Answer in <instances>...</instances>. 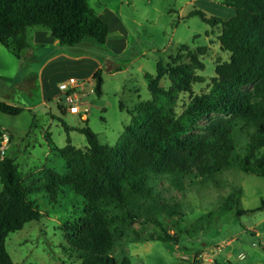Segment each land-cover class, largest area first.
<instances>
[{
    "label": "rangeland",
    "instance_id": "374dc122",
    "mask_svg": "<svg viewBox=\"0 0 264 264\" xmlns=\"http://www.w3.org/2000/svg\"><path fill=\"white\" fill-rule=\"evenodd\" d=\"M88 1L97 13L107 9L116 15L129 40L127 53L112 59L114 65L121 64L119 72L112 74L105 62L102 95L86 94L85 88L80 92L84 95L78 104L88 107V125L103 145L116 146L139 103L152 100L145 74L155 75L160 58L169 63L184 44L193 51L200 46L208 48L201 57L205 69L197 72L202 80L192 86L191 94L179 95L178 115L192 96L210 90L216 65L230 58L220 48L222 27L212 28L192 15L202 11L208 17L228 20L235 12L223 0ZM111 21L114 31L120 22ZM95 44L99 48L96 55L102 58L118 49L113 42L110 46ZM40 63L36 61L28 74V66L0 43V99L21 108L36 104L39 90L34 82ZM162 85L169 87L170 80H162ZM70 106L61 92L47 108L24 109L17 116L0 113V131L12 136L7 155L15 156L26 184L32 188L30 198L44 215L9 234L7 250L13 264L75 263L62 227L85 216L87 201L71 187L60 188L56 197L44 190L46 169L59 174L68 171V163L58 149L66 147L69 139L76 148L88 147L83 133L66 129L65 125L81 129L86 120L83 114L70 113ZM239 143L242 153L244 144ZM150 184L155 192L153 199L128 194V212L135 218L128 217L113 198L98 202L97 212L115 231L114 255L119 263L127 258L130 264H213L214 260L219 264H264V177L234 166L204 178L196 173L166 174L151 178ZM229 201H235V205L230 207ZM164 230L178 242L166 241Z\"/></svg>",
    "mask_w": 264,
    "mask_h": 264
},
{
    "label": "trees",
    "instance_id": "16d2710c",
    "mask_svg": "<svg viewBox=\"0 0 264 264\" xmlns=\"http://www.w3.org/2000/svg\"><path fill=\"white\" fill-rule=\"evenodd\" d=\"M223 4L235 12L228 20L202 11L192 15L212 28L222 27L220 48L230 58L216 65L210 90L192 96L181 114L176 110L179 95L191 94L192 86L201 82L197 72L205 69L201 57L207 46L193 51L184 44L169 63L163 58L157 61L155 75L145 74L152 100L132 112V122L116 146L101 144L88 119L81 129L64 123L68 131L83 133L88 147L76 148L69 139L66 147L58 149L68 171L59 174L46 169L44 190L56 197L60 188L71 187L87 201L85 216L62 227L74 264H130L127 258L119 263L114 255L115 231L97 212L102 199L113 198L128 217L135 218L128 212V194L153 199V177L195 173L212 177L234 166L264 177V0H223ZM33 27L48 29L63 47L89 38L104 45L109 35L108 24L88 0H0V43L19 60L28 48L26 33ZM166 78L169 87L162 85ZM92 79L94 92L101 96L103 69ZM23 111L0 101V113L17 116ZM0 180V264H13L7 250L9 234L44 215L30 198L32 188L15 156L0 161ZM164 232L166 241L178 242ZM213 264L219 263L214 260Z\"/></svg>",
    "mask_w": 264,
    "mask_h": 264
},
{
    "label": "crops",
    "instance_id": "0c3cea01",
    "mask_svg": "<svg viewBox=\"0 0 264 264\" xmlns=\"http://www.w3.org/2000/svg\"><path fill=\"white\" fill-rule=\"evenodd\" d=\"M98 14L108 24L109 33L111 34L108 35L106 43L110 46L113 42L118 46V49L113 51V53L107 52L104 58L96 55L99 50L95 44L96 41L92 42L86 39L74 47H63L59 45L58 40L55 39L48 29L43 27L28 29L26 33L28 48L23 51L20 61L28 66V74L36 61L40 60L41 63L37 69L34 82L37 84L39 90L38 102L25 107V110L39 107L47 108L49 103L61 94L59 85L70 78L85 82L86 87L84 92L86 94L94 92L92 77L99 69L105 68V62L108 64V70L112 74H116L121 70V64L114 65L116 61L112 59L119 58L127 53L129 47L128 32L119 18L108 12L107 9L99 11ZM110 16L112 17L111 19ZM111 20H118L120 22L119 25L115 26L114 31L111 28ZM29 83L25 84V88H30L31 83ZM0 101L5 102L3 99H0ZM82 118L86 119L87 115Z\"/></svg>",
    "mask_w": 264,
    "mask_h": 264
},
{
    "label": "built area",
    "instance_id": "2783aa9c",
    "mask_svg": "<svg viewBox=\"0 0 264 264\" xmlns=\"http://www.w3.org/2000/svg\"><path fill=\"white\" fill-rule=\"evenodd\" d=\"M86 87L84 82H78L75 78H70L59 85V89L66 95L67 102L71 103L69 112L72 114H83L84 116L88 113V107L81 106L78 104L80 100V92ZM81 89V90H80ZM12 136L6 130L0 131V161H2L8 154L11 148ZM243 257V256H242ZM233 260H230V263Z\"/></svg>",
    "mask_w": 264,
    "mask_h": 264
}]
</instances>
